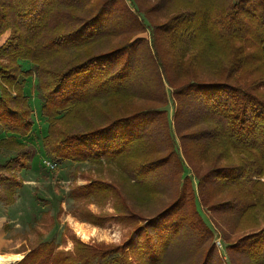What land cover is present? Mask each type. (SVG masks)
I'll use <instances>...</instances> for the list:
<instances>
[{"label":"trees","instance_id":"16d2710c","mask_svg":"<svg viewBox=\"0 0 264 264\" xmlns=\"http://www.w3.org/2000/svg\"><path fill=\"white\" fill-rule=\"evenodd\" d=\"M2 38L0 155L13 154L0 202L36 154L18 140L34 125L33 77L43 156L109 167L68 196L116 214H71L131 231L72 249L40 234L15 264H264V0H0Z\"/></svg>","mask_w":264,"mask_h":264},{"label":"rangeland","instance_id":"374dc122","mask_svg":"<svg viewBox=\"0 0 264 264\" xmlns=\"http://www.w3.org/2000/svg\"><path fill=\"white\" fill-rule=\"evenodd\" d=\"M2 40L3 38L0 39V43ZM30 67L29 62L22 64L23 70ZM24 91L32 108L34 125L28 136L18 137V140L35 146L36 154L32 159L30 168L17 172L23 180L24 186L17 190L14 203L5 205L0 202V258L12 260L11 264H15L21 259L27 248L38 240L40 234L43 240H54L55 243L60 244L59 248L62 249H72L77 240L87 245L97 243L103 245L122 244L131 232L127 226L106 219L102 225H95L82 221L71 214L74 208L75 210L84 208V210H89L97 215L116 214V211L107 201L101 204L91 203L84 199L73 202L68 196L69 190L85 183L86 179L98 176L107 179L106 173L109 167L88 162L81 164L68 162L54 167L47 166L45 163L47 159L41 153V137L45 133L47 123L40 114V101L36 98L33 77L27 78ZM168 109L171 111L170 107ZM12 154L8 151L2 153L0 162ZM261 180L264 181V177ZM35 193L47 202L43 204L38 201ZM46 211L49 213V221L43 220ZM208 215L212 217L217 228H226L224 226V223H227L225 217L210 212L204 213L203 217L211 227L213 225ZM50 223L53 224V227L49 226ZM76 223L84 225L85 236L78 234ZM217 241L219 244L216 243ZM214 242L226 260L225 243L219 234L214 237Z\"/></svg>","mask_w":264,"mask_h":264},{"label":"bare ground","instance_id":"6f19581e","mask_svg":"<svg viewBox=\"0 0 264 264\" xmlns=\"http://www.w3.org/2000/svg\"><path fill=\"white\" fill-rule=\"evenodd\" d=\"M76 231L78 232V234L85 236L84 230H83V224L81 223H76ZM12 260L9 259H4V258H0V264H11Z\"/></svg>","mask_w":264,"mask_h":264},{"label":"built area","instance_id":"2783aa9c","mask_svg":"<svg viewBox=\"0 0 264 264\" xmlns=\"http://www.w3.org/2000/svg\"><path fill=\"white\" fill-rule=\"evenodd\" d=\"M45 163L49 167H54V164H52L49 160H45ZM216 243L219 244V241H217Z\"/></svg>","mask_w":264,"mask_h":264}]
</instances>
